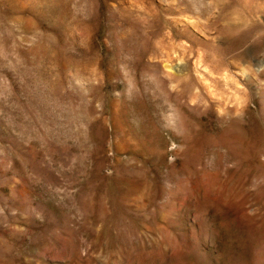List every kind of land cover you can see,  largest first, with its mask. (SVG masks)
<instances>
[{
    "label": "rangeland",
    "instance_id": "374dc122",
    "mask_svg": "<svg viewBox=\"0 0 264 264\" xmlns=\"http://www.w3.org/2000/svg\"><path fill=\"white\" fill-rule=\"evenodd\" d=\"M0 264H264V0H0Z\"/></svg>",
    "mask_w": 264,
    "mask_h": 264
}]
</instances>
